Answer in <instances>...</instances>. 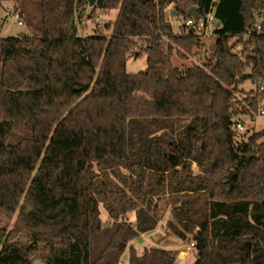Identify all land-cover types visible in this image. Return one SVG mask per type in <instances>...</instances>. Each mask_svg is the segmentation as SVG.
Listing matches in <instances>:
<instances>
[{"label":"trees","instance_id":"16d2710c","mask_svg":"<svg viewBox=\"0 0 264 264\" xmlns=\"http://www.w3.org/2000/svg\"><path fill=\"white\" fill-rule=\"evenodd\" d=\"M38 2L40 36L0 39V210L32 235L23 244L20 228H0V264H32L39 243L44 264H119L138 236L126 215L148 222L166 195L182 202L173 216L192 233L193 264H264V129L243 141L232 131L234 115L264 108V34L246 36L264 0H105L110 35L84 38L87 0ZM168 6L183 24L193 6L199 19L213 11L206 63L173 66L164 38L189 53L198 42L192 28L175 38ZM138 40L147 66L128 74ZM246 81L256 90L239 110ZM128 264L175 255L130 247Z\"/></svg>","mask_w":264,"mask_h":264},{"label":"rangeland","instance_id":"374dc122","mask_svg":"<svg viewBox=\"0 0 264 264\" xmlns=\"http://www.w3.org/2000/svg\"><path fill=\"white\" fill-rule=\"evenodd\" d=\"M216 1V0H215ZM172 7L166 8V20L170 24L172 33L175 38H182L187 36L189 29L183 27V20L177 18L172 13ZM20 12L23 26H19L17 21L12 16L6 17L7 12ZM82 19L78 22V36L84 38L95 33H104L109 36L110 31L105 29L106 26L111 27L117 16V9H98L96 6L89 5L83 9ZM40 7L38 0H0V39L18 38L20 33H24L29 37H38L40 29ZM255 21L263 22L264 19L258 18ZM196 31L197 45L193 47L192 51L186 52L180 49L172 40L164 38L166 45L170 44L173 49L171 62L173 66L182 69L183 67L200 66L207 62L210 58L217 37L214 30H198ZM142 43L138 40L136 48L130 53L129 59L126 63V71L128 74H137L143 72L147 66V56L142 54ZM242 45H237L235 50L241 51ZM183 54V57L177 56ZM1 69V67H0ZM249 70L247 69V72ZM256 86L251 82L246 81L238 86V91L235 96L240 102L236 108L242 110L243 107L249 108L248 103L244 101L248 98L250 92H254ZM239 116V115H238ZM244 123V131L236 136L238 140H246L254 132L264 129V116L258 117V113L254 115H242ZM196 170V168H195ZM182 202L176 195H166L157 202V208L151 213L148 222H143L138 218L136 212H130L126 215L127 221L131 227L138 232V236L131 240L125 252L120 258L119 264H128L129 262V248L131 247L137 256H141L144 250L151 248H158L172 252L175 255V264H193L196 260V249L193 248L190 252L187 251L189 243L194 242L192 233L186 232L174 219L173 209L180 208ZM101 222L104 226L109 227L112 220L109 219L107 212L100 205ZM0 228H4L8 233L11 230H19L17 235L21 243L26 244L30 242L32 235L30 230L24 226L20 220L19 213L13 215L0 210ZM174 228H176L182 236H179ZM196 231V230H195ZM41 244L39 243L36 254H32V259L41 260L39 258L42 253ZM42 261V260H41ZM43 262V261H42Z\"/></svg>","mask_w":264,"mask_h":264},{"label":"built area","instance_id":"2783aa9c","mask_svg":"<svg viewBox=\"0 0 264 264\" xmlns=\"http://www.w3.org/2000/svg\"><path fill=\"white\" fill-rule=\"evenodd\" d=\"M6 16H12L14 20L17 21L19 26H23V22L21 21V16L19 12H11V13H6ZM217 21L214 18V13L211 11L204 19H199V22L197 24L194 23V20L192 18H188L186 22H184L183 27L187 28H192L193 30L198 29V30H209L212 29L214 30L216 28ZM264 34V24L263 22H258L256 21L253 25L252 31L248 32L246 36H250L251 34ZM234 52H240L239 50H234ZM242 115H234L232 117V131L234 136L236 137L240 133L244 131V123L243 119L241 117ZM264 116V108H261V110L258 113V117H263ZM194 242H191L187 246V251L190 252L194 248Z\"/></svg>","mask_w":264,"mask_h":264},{"label":"water","instance_id":"95a60500","mask_svg":"<svg viewBox=\"0 0 264 264\" xmlns=\"http://www.w3.org/2000/svg\"><path fill=\"white\" fill-rule=\"evenodd\" d=\"M88 1V5L90 7L96 6L98 9H102L105 0H87ZM188 18H192L194 20V23L197 24L199 22V14H198V8L193 6L188 10L187 13ZM220 27V23L217 22L216 24V28ZM23 36V33L19 34V38ZM75 90H78L77 88H75ZM234 176V172H232L229 177H228V183H229V187H231V182H232V178ZM107 227V226H106ZM32 264H44L41 260H34L32 262Z\"/></svg>","mask_w":264,"mask_h":264},{"label":"crops","instance_id":"0c3cea01","mask_svg":"<svg viewBox=\"0 0 264 264\" xmlns=\"http://www.w3.org/2000/svg\"><path fill=\"white\" fill-rule=\"evenodd\" d=\"M217 1V0H216ZM23 35H24V33H23Z\"/></svg>","mask_w":264,"mask_h":264}]
</instances>
